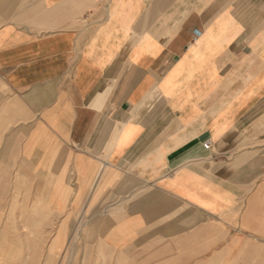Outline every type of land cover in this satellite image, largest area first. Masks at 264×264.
<instances>
[{"label":"crops","instance_id":"obj_1","mask_svg":"<svg viewBox=\"0 0 264 264\" xmlns=\"http://www.w3.org/2000/svg\"><path fill=\"white\" fill-rule=\"evenodd\" d=\"M0 264H264V0H0Z\"/></svg>","mask_w":264,"mask_h":264},{"label":"built area","instance_id":"obj_2","mask_svg":"<svg viewBox=\"0 0 264 264\" xmlns=\"http://www.w3.org/2000/svg\"><path fill=\"white\" fill-rule=\"evenodd\" d=\"M204 147H205L206 149H210V147H211L210 142H209V141L205 142V143H204Z\"/></svg>","mask_w":264,"mask_h":264},{"label":"bare ground","instance_id":"obj_3","mask_svg":"<svg viewBox=\"0 0 264 264\" xmlns=\"http://www.w3.org/2000/svg\"><path fill=\"white\" fill-rule=\"evenodd\" d=\"M32 213H34L33 211H32ZM73 261V260H72Z\"/></svg>","mask_w":264,"mask_h":264}]
</instances>
